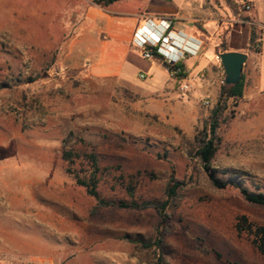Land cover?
<instances>
[{"label":"rangeland","instance_id":"374dc122","mask_svg":"<svg viewBox=\"0 0 264 264\" xmlns=\"http://www.w3.org/2000/svg\"><path fill=\"white\" fill-rule=\"evenodd\" d=\"M245 1L168 0L156 10L180 20L141 15L220 26L224 5ZM74 3L41 0L39 20L24 13L0 30L2 258L35 264L40 235L55 244L50 264H264V207L239 194L264 193V101L228 100L211 169L238 188L214 189L192 150L224 80L218 54L185 57L183 81L139 51L143 78L68 68L59 58L83 16ZM234 22L235 30L250 26ZM258 39L245 49L256 50ZM92 155L104 200L159 201L171 178L182 182L167 219L154 210L95 208L75 180L88 179Z\"/></svg>","mask_w":264,"mask_h":264},{"label":"crops","instance_id":"0c3cea01","mask_svg":"<svg viewBox=\"0 0 264 264\" xmlns=\"http://www.w3.org/2000/svg\"><path fill=\"white\" fill-rule=\"evenodd\" d=\"M92 1L74 0V5L83 16L78 22L75 33L66 41L59 60L68 68H86V71L97 77L134 78L137 75L144 77L141 64L143 60L135 54L138 50L132 44L134 32L143 25L141 13L168 15L175 20L181 18L175 17L171 12L156 10V7L168 3L167 1L120 0L104 8L95 5ZM244 3L251 5L249 12L242 10L243 3L236 7L225 4L228 17L220 21V26L203 25L205 19L192 23H185L183 20L172 24V29L178 32L180 41L186 44L192 54L186 56L187 60L195 59L197 56L204 57L208 52L212 53L214 58L224 52L245 53L247 59L242 70L243 98L264 101V0H246ZM5 4L8 5L6 8ZM130 4L134 6L132 10L122 9ZM141 5L143 9L139 8ZM24 13L32 15L33 21L37 14L39 20L41 0H0V30L4 27L2 23L5 20L17 23L22 20L21 16ZM234 18L248 20L254 25L235 30L231 26ZM20 27L24 30L26 26L22 24ZM32 28L35 29L34 23ZM257 36L259 37L257 50L245 49L248 41ZM211 41L214 42V47L209 51ZM222 42L227 49L221 52L217 48ZM217 63L221 67L220 62ZM41 226V219L38 218L36 227L41 229ZM46 248L49 252L48 257L44 254ZM51 248L54 252L55 244L39 235L38 249H35L38 253L33 255L34 263L50 264ZM4 251L6 250L3 241L0 240V264H16L2 258Z\"/></svg>","mask_w":264,"mask_h":264},{"label":"trees","instance_id":"16d2710c","mask_svg":"<svg viewBox=\"0 0 264 264\" xmlns=\"http://www.w3.org/2000/svg\"><path fill=\"white\" fill-rule=\"evenodd\" d=\"M120 0H93L92 2L99 7H107L108 5L118 2ZM168 1V0H167ZM254 37L250 39L253 42ZM220 51H226V45L224 42L220 44ZM257 50V49H256ZM153 61L163 65L171 74L172 70L180 69L185 70L183 62L178 63L174 68L168 66L164 63L159 55L156 53L153 48ZM180 78L185 77L184 74H179ZM243 87H244V76L241 75L240 81L233 86H227L222 83L220 87L219 97L209 113L208 118L205 120L202 129L198 132L197 136L194 138L192 155L198 160L201 168L207 176L209 184L217 190H223L228 186H233L238 188V185L235 182L223 181L214 176V172L211 169V162L214 158L215 153L217 152L220 145L219 137V127L223 121V114L227 109L228 100H238L243 97ZM70 153H64L63 159L68 160ZM91 161L93 164V171L89 174L88 179H79L75 176L76 184L85 189L86 194L95 201V208L101 207H114L118 209H128L136 211L144 210H154L160 218L164 221L168 217V210L174 208L176 205V200L178 199V192L183 186L182 182L174 181L173 178L168 182L164 192V199L162 200H143L137 202L132 200L130 202L124 201H113V200H104L100 198L97 192V172L98 168L96 167V159L92 155ZM239 194L242 199L252 205L264 207V193H252L247 189L240 188ZM262 236H264V228H259ZM260 249L264 251V238L261 239ZM160 243V240L156 245ZM144 247L150 248V245H145Z\"/></svg>","mask_w":264,"mask_h":264},{"label":"built area","instance_id":"2783aa9c","mask_svg":"<svg viewBox=\"0 0 264 264\" xmlns=\"http://www.w3.org/2000/svg\"><path fill=\"white\" fill-rule=\"evenodd\" d=\"M242 10L249 12L251 5L248 3L242 4ZM143 25L136 29L133 34L132 44L139 51L141 57L146 61L154 62L153 48L159 55L161 60L168 66L174 68L178 63L182 62L188 55H192L186 44L180 41L178 32L172 29V20L165 17H148L141 18ZM235 23L243 25H254L245 19H237ZM185 70L174 69L171 75L175 78H180L179 74H184ZM140 78H143L140 75ZM184 78V77H183ZM180 78V80H184ZM182 90H187V85L181 86Z\"/></svg>","mask_w":264,"mask_h":264},{"label":"water","instance_id":"95a60500","mask_svg":"<svg viewBox=\"0 0 264 264\" xmlns=\"http://www.w3.org/2000/svg\"><path fill=\"white\" fill-rule=\"evenodd\" d=\"M218 58L224 72L223 83L227 86L236 85L240 81L247 55L242 52H224Z\"/></svg>","mask_w":264,"mask_h":264}]
</instances>
